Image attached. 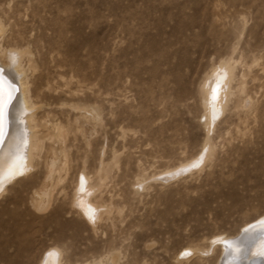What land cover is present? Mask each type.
<instances>
[{"label":"rangeland","instance_id":"obj_1","mask_svg":"<svg viewBox=\"0 0 264 264\" xmlns=\"http://www.w3.org/2000/svg\"><path fill=\"white\" fill-rule=\"evenodd\" d=\"M0 19L27 31L20 49L50 36L70 81L34 175L0 194V264H223L217 239L264 216V0H3ZM221 62L226 101L209 120ZM82 172L92 217L74 206Z\"/></svg>","mask_w":264,"mask_h":264},{"label":"bare ground","instance_id":"obj_2","mask_svg":"<svg viewBox=\"0 0 264 264\" xmlns=\"http://www.w3.org/2000/svg\"><path fill=\"white\" fill-rule=\"evenodd\" d=\"M36 7L37 3L34 2L32 9ZM30 16L35 15L30 13ZM15 19L19 21L20 16L15 15ZM38 20L45 22L41 27L38 26L39 29L49 30V34H55L57 31L58 35L64 34L54 23H48L50 19L47 20L43 15L38 14ZM18 32L11 33L0 19V108L3 109V117L0 118V176L6 179L22 171L23 175L16 178L30 179L34 175L41 156L38 145L42 139L39 131L44 127L42 120L54 110L56 99L66 92L62 86L70 82L61 85L62 78L66 75V64L64 60L59 59L58 53H63V50L49 38L50 36L44 39L43 45H39V35L31 33L26 46L20 49L21 40L27 31L19 28ZM10 35L14 38H10ZM59 37L61 41L69 44L64 35ZM30 44L37 47L35 53ZM229 78L230 66L221 62L203 87L204 106L209 120L216 118L222 111ZM18 91L20 93L17 96ZM43 100L49 102L41 103ZM46 109H49L48 113L45 112ZM49 122L54 127L51 117L47 124ZM53 165L51 160L48 167L49 177L53 174ZM4 190L0 191V194ZM36 192L34 196L40 207L47 194L45 191ZM87 193V178L82 172L75 190L74 206L92 217L93 213L88 211L85 200ZM217 241L223 248V264H264V255H261V252H264V216L247 223L236 235L218 238ZM56 256L53 253L47 254L42 264H59Z\"/></svg>","mask_w":264,"mask_h":264},{"label":"snow or ice","instance_id":"obj_3","mask_svg":"<svg viewBox=\"0 0 264 264\" xmlns=\"http://www.w3.org/2000/svg\"><path fill=\"white\" fill-rule=\"evenodd\" d=\"M3 117V109L0 108V118ZM198 164H193L192 167H198ZM23 175V171L19 173H15L14 175H10L7 179L3 176H0V191L4 190L5 184L11 182V180L15 179L17 176ZM190 255L189 252L182 253V256ZM261 255H264V252H261Z\"/></svg>","mask_w":264,"mask_h":264},{"label":"water","instance_id":"obj_4","mask_svg":"<svg viewBox=\"0 0 264 264\" xmlns=\"http://www.w3.org/2000/svg\"><path fill=\"white\" fill-rule=\"evenodd\" d=\"M247 250H248V248H247ZM247 250H246V251H247Z\"/></svg>","mask_w":264,"mask_h":264}]
</instances>
